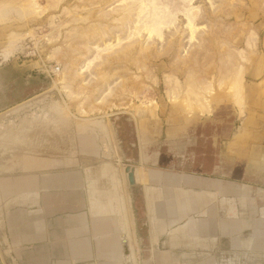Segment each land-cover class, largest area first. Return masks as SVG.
<instances>
[{
  "label": "rangeland",
  "instance_id": "rangeland-1",
  "mask_svg": "<svg viewBox=\"0 0 264 264\" xmlns=\"http://www.w3.org/2000/svg\"><path fill=\"white\" fill-rule=\"evenodd\" d=\"M1 50L5 59L23 53L40 61L41 76L34 79L42 91L0 115V170L48 158L51 151L64 153L84 135V125L98 139L100 127L112 151L105 162L115 165L106 169L107 184L112 190V179L117 181L135 260L140 241L133 215L151 212L148 194L155 196L152 213L168 207L183 212L180 197L188 192V201L193 193L181 185L194 180L209 185L222 177L210 170L211 155L218 152L222 159L225 148L235 145L233 154L247 150L244 140L250 147L264 132V0H0ZM55 65L60 73L48 74ZM194 155L207 162L197 172L186 171L181 158ZM127 160L148 182L136 174L138 185L128 187ZM155 172L164 178L149 181L161 179L151 176ZM181 177L182 183L168 182L169 190L162 191L167 179ZM263 192L257 185L251 189L258 196L252 209L258 213L256 227L264 226ZM165 193L169 206L162 203ZM133 195L142 202L137 210ZM206 199L200 200L201 215L226 211L214 198ZM231 204L238 223L249 206ZM192 205L186 202L184 210L192 213ZM111 206L115 212L113 199ZM244 259L230 255L225 264Z\"/></svg>",
  "mask_w": 264,
  "mask_h": 264
},
{
  "label": "crops",
  "instance_id": "crops-1",
  "mask_svg": "<svg viewBox=\"0 0 264 264\" xmlns=\"http://www.w3.org/2000/svg\"><path fill=\"white\" fill-rule=\"evenodd\" d=\"M4 51H0V115L31 102L33 97L28 98V93L34 91V78L41 76L40 61L27 60L23 53L5 59ZM84 127L75 147L64 153L51 151L48 158H33L0 170V264H124L121 231L111 208L113 194L109 196L113 191L105 175L106 169L115 165L101 158L92 126ZM248 141L244 140L249 149L235 155L232 148L237 145L231 151L225 148L227 162L243 166L247 173H262L264 178V132L250 147ZM158 174L160 180L149 181H161V173L151 176ZM217 179L209 185L195 180L181 185V190L193 193L188 201L190 196L176 194L183 212H170L169 207L152 215L134 211L140 241V259L133 258L134 264H225V257L230 255L243 256L244 264H264V226H255L258 213L252 209L258 196L251 195L256 185L264 191V183L240 184L225 181V176ZM167 180V185L161 184L163 192L169 190L168 182H183L182 177ZM206 197L208 203L210 198L217 200L226 211L216 210L210 217L201 215L200 202ZM133 200L137 210L142 202L135 195ZM168 200L165 193L163 206H169ZM233 200L249 206V211L240 215L242 221L236 222L241 224L238 229L232 219ZM186 202L193 204L192 213L184 210ZM217 220L224 222L220 225Z\"/></svg>",
  "mask_w": 264,
  "mask_h": 264
},
{
  "label": "water",
  "instance_id": "water-1",
  "mask_svg": "<svg viewBox=\"0 0 264 264\" xmlns=\"http://www.w3.org/2000/svg\"><path fill=\"white\" fill-rule=\"evenodd\" d=\"M42 91V88L39 86L38 88L35 85L34 91H30L28 93V98L35 97L37 94H39ZM44 101H40L39 103H36L34 106H30V111H32L34 108L39 107L38 105L42 104ZM90 126V125H89ZM97 129V135H98V144L101 147V158L104 161H110L112 159V151L110 148V145L106 139V135L101 128ZM128 165L125 167V180L127 182V185L129 188L136 187L138 185V182L136 180V170L137 168L133 165H131V161L127 160ZM163 176V173H161ZM180 186V185H179ZM112 191H113V201H114V207H115V213L117 217L118 226L121 231V238H122V246H123V256H124V264H134L133 261V252L131 248V243L129 240V232L127 230L126 224H125V217L122 210V206L120 203V191L117 186V181L115 179H112ZM189 197V195H187ZM148 201L150 206V215H152L151 210V198L148 194ZM151 227L153 229L154 227V220H150ZM155 240V239H154ZM156 241V240H155Z\"/></svg>",
  "mask_w": 264,
  "mask_h": 264
},
{
  "label": "flooded vegetation",
  "instance_id": "flooded-vegetation-1",
  "mask_svg": "<svg viewBox=\"0 0 264 264\" xmlns=\"http://www.w3.org/2000/svg\"><path fill=\"white\" fill-rule=\"evenodd\" d=\"M216 152H217V150H216ZM211 156H213L212 157L213 159L211 158V160H210L211 161V163L209 164L210 170L212 172L222 173V176H225L229 179H232V181L240 180V181H247V182H251V183H261V182L256 181L257 177L259 176V177H262V179H263V176H261V173H257V172H255V173L248 172L247 173V171H244L243 166L236 165V166H239L236 168L235 165L228 163L227 158L225 157V153H223L221 155V157H223L222 159H218L219 158L218 152L215 153V155L213 154ZM182 159H183L184 166L187 165L185 170L186 171H192V172H197L200 170V166L202 164V161L204 163L207 162V160L205 158L201 159V157H200L199 159H197L196 155H194V157L189 159L188 161H187L186 157H182L181 160ZM203 166H205V164L202 165V167ZM237 171L241 172L242 175L239 177H236L235 173ZM241 204L243 205V203H241ZM235 224H236V222H235Z\"/></svg>",
  "mask_w": 264,
  "mask_h": 264
},
{
  "label": "bare ground",
  "instance_id": "bare-ground-1",
  "mask_svg": "<svg viewBox=\"0 0 264 264\" xmlns=\"http://www.w3.org/2000/svg\"><path fill=\"white\" fill-rule=\"evenodd\" d=\"M192 25H193V24L190 23V26H192ZM237 75H238V74H237ZM238 78H240V77H238ZM199 100H200V99H199ZM198 103H199V102H198ZM204 105H205V104H204ZM204 105H203V106H204ZM207 105H209V104H207ZM208 107H209V106H207V108H208ZM182 108H183V107H182ZM191 109H192V108H191ZM199 109H200V108H199ZM177 110H178V109H177ZM177 110H175V112H176ZM185 110H187V109L185 108V109H184V112H186ZM187 111H188V110H187ZM200 111H201V110H200ZM204 111H205V109H204ZM177 112H179V111H177ZM177 112H176V113H177ZM188 113H189V112H188ZM190 115H191V113H190ZM8 170H9V169H8ZM141 170H142V169H141ZM143 172H144V171L136 170V174L140 175V178H141V179H140V182H141V181L145 182V181H144V177H143ZM126 201H127V200H126ZM126 201H125V202H126ZM125 202H124V204H125ZM120 203H121V198H120ZM122 203H123V202H122ZM121 206H123V205L121 204ZM112 207H113V206H112ZM124 207H125V206H124ZM112 209H113V208H112ZM114 209H115V207H114ZM125 209H127V208L125 207ZM122 210H123V209H122ZM127 210H128V209H127ZM127 210H126V211H127ZM126 213H127V212H126ZM126 213H125V214H126ZM128 213H129V212H128ZM128 213H127V215H128ZM127 215H126V216H127ZM129 215H130V214H129ZM127 217H128V216H127ZM130 217H131V216H129V219H130ZM127 220H128V219H127ZM128 221H129V220H128ZM130 221H131V220H130ZM129 225H130V223H129ZM129 225H128V226H129ZM132 226H133V225H132ZM131 229L133 230V228H131ZM131 233H132V232H131ZM131 235H132V234H131ZM129 236H130V235H129ZM130 237H131V236H130ZM132 237H133V236H132ZM132 239H133V238H132ZM132 239H131V241H132Z\"/></svg>",
  "mask_w": 264,
  "mask_h": 264
},
{
  "label": "built area",
  "instance_id": "built-area-1",
  "mask_svg": "<svg viewBox=\"0 0 264 264\" xmlns=\"http://www.w3.org/2000/svg\"><path fill=\"white\" fill-rule=\"evenodd\" d=\"M60 70H61L60 66L55 65V66L49 67V70H47V72L48 74H52L56 76L57 74L60 73Z\"/></svg>",
  "mask_w": 264,
  "mask_h": 264
}]
</instances>
